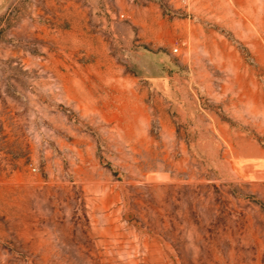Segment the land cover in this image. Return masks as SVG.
<instances>
[{
    "label": "rangeland",
    "instance_id": "374dc122",
    "mask_svg": "<svg viewBox=\"0 0 264 264\" xmlns=\"http://www.w3.org/2000/svg\"><path fill=\"white\" fill-rule=\"evenodd\" d=\"M0 264H264V0H0Z\"/></svg>",
    "mask_w": 264,
    "mask_h": 264
}]
</instances>
